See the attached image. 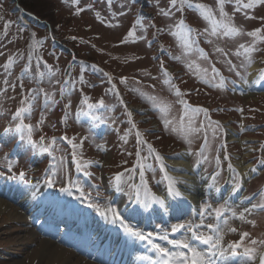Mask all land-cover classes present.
I'll use <instances>...</instances> for the list:
<instances>
[{"label": "rangeland", "instance_id": "374dc122", "mask_svg": "<svg viewBox=\"0 0 264 264\" xmlns=\"http://www.w3.org/2000/svg\"><path fill=\"white\" fill-rule=\"evenodd\" d=\"M248 3L0 0V178L61 194L80 210L112 207L134 222L152 206L165 207L152 197L167 196L165 161L185 150L203 178L195 182L208 180L220 194L206 188L196 214L190 195L171 197L168 216L157 208L134 227L146 237L143 247L188 256L169 243L186 237L202 252L194 231L219 237L217 251L236 264H260L264 230L251 232L248 222L264 223V89H235L253 63L264 69V4ZM240 163L253 171L243 191ZM230 178L235 193L247 192V213L230 208L237 199H223ZM176 225L184 227L173 231ZM245 249L254 250L252 260Z\"/></svg>", "mask_w": 264, "mask_h": 264}, {"label": "bare ground", "instance_id": "6f19581e", "mask_svg": "<svg viewBox=\"0 0 264 264\" xmlns=\"http://www.w3.org/2000/svg\"><path fill=\"white\" fill-rule=\"evenodd\" d=\"M235 89L243 90L247 95H250L249 93L251 92L257 90L262 91V89H264V69L260 67L259 62H255L249 67L245 79L238 83ZM228 136L233 138L234 135L229 133ZM183 151L185 150H182V152L176 156L168 158L165 161V166L167 168L166 175L176 181L175 190L180 193L182 192V197L186 196L184 193L191 196L189 197L190 205L188 204V206H190L189 209L192 214H196V207L205 199L203 194L206 188L210 189L211 195L214 197H217L220 193L219 191H213V189L208 186V180L205 181L206 183L204 181L201 182L200 180L198 184L195 182L199 178L196 176L200 175L196 173V168L192 167L189 162L188 164L185 162V153ZM238 169L241 179L240 189L243 191V188H248L250 179L253 177V171L250 166L242 165V163L239 164ZM200 179L203 180L201 176ZM229 180L230 185L227 190L228 192L223 199L228 201L235 197L234 199H237L239 203L233 206V211L236 214H238V212L247 213L248 211H245L247 208L243 207V203L240 204V201H245L244 197L246 191L243 194V197H241L240 192L235 193L237 185L234 179L230 178ZM12 183L13 182H8L7 180H2V178H0V194L5 197L10 195V198L15 200L17 205L25 214H27V218L23 216L21 210L15 206H11L5 198H0V259L11 261L10 264H93L84 258L75 255L73 250L57 246L55 244L57 242H52L47 237L43 236L44 231H41L43 234H40L35 231V228H30L28 226L30 219L49 222V228L52 226H54V228H57V226H63L70 231V228L73 230L76 229L73 222L89 224V228L86 229V231L89 234H96L97 236H102L104 228L111 226V230H115L110 231L111 237L113 238L118 235L116 225L119 226V223H112L109 214V219L106 220L101 213H88L80 210L79 207L77 208L75 203L62 202L63 198H61V194L52 197L48 191H44L43 189H40L39 193L31 192L28 188L25 189V187L18 185L16 182L13 183L14 185H12ZM210 184L211 181L209 182V185ZM11 185L13 188L10 187ZM20 193H22V195ZM166 193L167 196L162 199L169 204L171 197L175 195H169L167 190L164 194ZM117 194L120 195V192L118 191ZM176 202L178 205L179 201ZM80 214L84 217L77 220L76 217H80ZM248 225L254 229L251 231L253 233L264 230V223L258 221L248 222ZM42 228L49 229L43 224ZM120 237L121 236L119 235L117 238L120 239ZM185 240L186 237H182L179 241ZM219 245L220 244L216 247H212L210 244H205L202 252L198 249L196 250L204 257L205 264H236L237 261L232 260L231 257L223 255L217 251ZM148 248L161 258V255L156 249L151 248L149 245ZM188 257L191 258V254L188 255ZM239 258L241 257H238V259ZM209 261L211 263H209ZM2 263L3 262L0 261V264Z\"/></svg>", "mask_w": 264, "mask_h": 264}, {"label": "snow or ice", "instance_id": "6c2138e0", "mask_svg": "<svg viewBox=\"0 0 264 264\" xmlns=\"http://www.w3.org/2000/svg\"><path fill=\"white\" fill-rule=\"evenodd\" d=\"M181 4L187 3V0H179ZM219 3H223V0H218ZM171 4L173 7H176L177 5V0H171ZM255 4H264V0H249V3L245 5V7H253ZM196 7H202L201 5H196ZM164 15H169L168 12H165ZM183 23V22H181ZM233 31H236L235 29H232ZM130 35H134V33H129ZM250 35H255V33H250ZM103 102H101L102 104ZM23 111V110H21ZM17 116H20V112H17ZM31 131V127L29 126V132ZM139 135V134H137ZM55 143V141H53ZM75 147V145H74ZM47 151V149H45ZM157 159H161L160 157H157ZM9 171H11V167H9ZM2 175V174H0ZM56 173H52V176H55ZM141 176H143V173H141ZM10 179H13L14 177H9ZM19 179L20 181L25 180L24 173L19 174ZM120 177H117V180H119ZM169 180V187L167 189V192L169 195H175V196H180L181 193L179 191L175 190V184L176 181L173 180L171 177H167ZM45 183L48 186H52L54 183V180L52 178H47L45 180ZM62 191H70V189H61ZM119 190V188H118ZM153 201L156 203L163 204L164 201L160 197L153 196L152 197ZM91 206V205H90ZM145 207H148L147 204L144 205ZM264 207V206H261ZM245 211H248V209H245ZM111 214V222L112 223H119V226L124 230L125 233H127L130 236H134L140 240L146 239L144 233L140 230H136L133 226L130 224L125 223L124 219L122 218V214L116 210L115 208L112 207H107L106 211L101 212V215L107 220L109 219V215ZM222 216V213L217 210V219H219ZM227 221H225V224ZM184 225H176L173 226V231L178 230L179 228H183ZM208 227L212 231L219 232V227H213L212 225H208ZM234 232L235 229H232ZM152 233H148V237H151ZM244 237L248 236V233L245 232L242 234ZM164 239H167V237H164ZM193 239H199L202 243L204 244H211L212 247H216L219 242L220 238L217 237L215 240L213 237L208 236L204 237L203 235H197L196 232L193 231ZM175 248H183V249H188L191 252V258H189L187 255H185L184 252H172L169 251L165 248L160 247L159 245H155L156 251L161 255V257L164 259V264H205L204 257L199 253L195 248H192L186 241H169ZM243 243V240L240 241L238 244H233L231 247L233 249L240 247V245ZM256 241H253V244H255ZM253 249H245V253L248 256L249 260L253 259ZM260 264H264V256L260 257Z\"/></svg>", "mask_w": 264, "mask_h": 264}]
</instances>
